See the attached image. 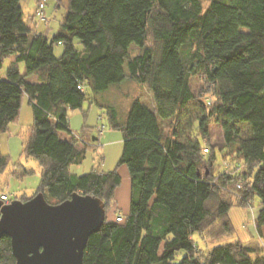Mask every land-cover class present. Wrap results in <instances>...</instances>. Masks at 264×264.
<instances>
[{"label":"trees","instance_id":"1","mask_svg":"<svg viewBox=\"0 0 264 264\" xmlns=\"http://www.w3.org/2000/svg\"><path fill=\"white\" fill-rule=\"evenodd\" d=\"M30 20L21 0H0V70L15 57L6 78L0 76V135L17 120L27 96L34 126L24 152L42 168L35 194L52 204L74 193L105 202V222L90 236L84 264H264V0H69L57 41ZM55 42L64 47L60 57ZM133 44L139 47L135 55ZM126 65L151 92L155 110L136 98L122 121L115 106H102L95 97L111 127L123 132L122 154L112 170L73 174L70 166L82 162L93 139L88 127L71 130L69 111L83 110L89 92L96 96L122 83ZM198 71L217 100L199 120V134L183 141L176 119L194 99L190 77ZM33 75L37 83L28 81ZM213 117L224 129V144L208 141ZM167 119L176 126L165 135L160 120ZM241 122L252 129L246 138L234 126ZM82 139L89 143L78 148ZM235 145L233 163L218 174L215 147L228 155L233 147L234 155ZM8 162L0 146V173ZM122 165L129 169L131 197L119 222L108 214ZM255 195L260 245L237 240L209 251L197 245L195 233L212 241L232 235L230 209L251 204ZM179 252L184 256L177 262ZM15 263L10 237L3 236L0 264Z\"/></svg>","mask_w":264,"mask_h":264},{"label":"rangeland","instance_id":"2","mask_svg":"<svg viewBox=\"0 0 264 264\" xmlns=\"http://www.w3.org/2000/svg\"><path fill=\"white\" fill-rule=\"evenodd\" d=\"M39 0H21V5L24 11V17L29 20L30 24L36 27L38 32L45 33L50 39L57 41L62 23L69 12V0H47L46 1V17L48 23L41 20L35 14V4ZM35 15V16H34ZM77 47L81 49L83 45L77 43ZM64 51V47L60 42H55L54 53L60 57ZM139 52V47L133 44L131 46V54L135 55ZM15 57L11 56L4 61L3 68L0 70V76L6 78V71L11 64V60ZM24 68V64H20ZM125 70H129L127 65ZM129 72V71H128ZM37 78V76H36ZM191 88L194 92V99L187 107L180 111L176 119L179 124L177 131L179 139L186 141L189 137H194L199 134L198 123L201 118L206 116L212 103H216L217 97L214 95L213 86L209 84L208 78L203 71L192 73L190 77ZM99 98H107L112 102L113 106L118 109L119 117L123 119V113L136 98H140L145 103L152 105L151 92L144 85H141L135 79L128 77L125 82L121 84L112 85L107 91L97 94ZM95 94L89 92L87 100L83 105V110L69 111L70 127L74 132H80L84 127H88L91 131V137L97 136L99 140L91 141L89 147L85 151L84 158L79 164H72L70 171L76 175H82L96 168L99 170L109 171L114 169L123 149V132L119 129L112 128L107 117V109L100 107L95 99ZM103 115V119L99 120L98 116ZM161 127L165 135L172 131L176 124L172 123L171 119L160 120ZM103 124L104 131L100 134L96 131V126ZM12 135L9 133L1 137V151L9 157L8 165L2 173H0V196L1 193L7 194L10 200L17 198L33 197L38 190L41 182L42 168L38 160L29 157L25 154L24 149L28 137L32 132L34 126L33 109L29 103L28 97L24 96L20 109V116L16 123L12 125ZM240 130V136L246 138L251 134V126L246 122L237 123L234 125ZM69 134L62 132L63 138H67ZM202 146L208 148L206 141L199 137ZM208 141L215 145L224 144V129L220 122L214 117L210 119ZM79 147L84 146V143L79 142ZM210 149L212 148L209 146ZM235 145V152L232 155L233 147H230V154L226 152L227 149L221 151L215 147L214 152L216 159L214 161L215 170L217 173L224 172L229 163H233L237 155ZM211 152L205 153L208 157ZM232 160V161H231ZM126 173L129 174V169L123 165ZM237 165H234L235 168ZM28 171V172H25ZM245 171V170H244ZM130 182L122 180L121 185L117 189L116 197L111 211L108 214L109 220H114L116 215L120 212L121 215H126L130 210ZM53 202V201H52ZM260 198L255 195L251 200V204L242 207L240 205H233L229 211L230 219L235 227V232L232 235L225 236L221 240L212 241L204 240L199 233L194 234V239L197 245L209 251L212 248L231 243L237 240L244 242L247 245L258 246L261 242L260 233H258L255 225V217L258 214L260 207ZM264 236V235H263ZM184 256V252H179L176 256V261H180Z\"/></svg>","mask_w":264,"mask_h":264},{"label":"water","instance_id":"3","mask_svg":"<svg viewBox=\"0 0 264 264\" xmlns=\"http://www.w3.org/2000/svg\"><path fill=\"white\" fill-rule=\"evenodd\" d=\"M105 219V202L90 194L57 204L41 192L8 204L0 199V239L10 237L15 264H84L88 240Z\"/></svg>","mask_w":264,"mask_h":264},{"label":"crops","instance_id":"4","mask_svg":"<svg viewBox=\"0 0 264 264\" xmlns=\"http://www.w3.org/2000/svg\"><path fill=\"white\" fill-rule=\"evenodd\" d=\"M34 8H35V14H36V12H37V5L35 4V6H34ZM45 13H46V8H45ZM35 16V15H34ZM45 21V20H44ZM46 23H48V18H47V20L45 21ZM49 38V37H48ZM50 39V38H49ZM13 60H15V58L14 59H12L11 61H13ZM22 63V62H21ZM20 63V64H21ZM19 64V65H20ZM24 64V63H23ZM20 68H21V66H20ZM21 70L23 71V73H25V71H26V67H25V65H24V68L22 69L21 68ZM128 77H130V74H129V72L126 70V78H125V80L123 81V82H125L127 79H128ZM28 81H30V82H34V83H37L38 82V78H36V75H33V76H31V77H29L28 78ZM121 84V83H120ZM27 97V96H26ZM97 97V100H98V102L102 105V106H108V105H112L113 103L112 102H110V100L109 99H107V98H99L98 96H96ZM151 99H152V105H150V104H148V103H145L143 100H141V102L143 103V104H145L146 106H148L150 109H152V110H155V104H154V101H153V97H152V95H151ZM97 103V102H96ZM98 104V103H97ZM130 104L131 103H129L128 104V107L125 109V111H124V113H123V119L121 118V120L122 121H124L125 120V118H126V116H127V113H128V110H129V107H130ZM99 105V104H98ZM100 106V105H99ZM113 106V105H112ZM118 110V109H117ZM19 116H20V114H19ZM101 117V120L103 119V115H99L98 116V119ZM18 119H19V117L17 118V120H15V121H13V122H11L10 123V125H9V128H8V130L7 131H5V132H3V133H1V135H0V146L2 145V143H1V137L4 135V134H7V133H9L10 135H12V132H13V130H12V125L14 124V123H16L17 121H18ZM69 125H70V119H69ZM98 126V125H97ZM71 128V127H70ZM97 128V127H96ZM72 130V129H71ZM73 132H74V130H72ZM97 131V130H96ZM90 132L91 131H89V137H91V134H90ZM101 134V133H100ZM69 137V135L67 136V138ZM92 139H93V141H95V140H99V137H97V136H92ZM79 144V143H78ZM78 144H77V147L78 148H82V147H79L78 146ZM119 173H120V175H121V177H122V180H127L128 182H130V194H131V177H130V173L128 174V173H126V169L124 168V166L122 165V166H120L119 167ZM119 188V187H118ZM117 192V191H116ZM2 194H4V193H1V195ZM115 197H116V195H115ZM120 213V212H119ZM254 221H255V219H254ZM264 230V229H263ZM264 233V232H263Z\"/></svg>","mask_w":264,"mask_h":264},{"label":"built area","instance_id":"5","mask_svg":"<svg viewBox=\"0 0 264 264\" xmlns=\"http://www.w3.org/2000/svg\"><path fill=\"white\" fill-rule=\"evenodd\" d=\"M46 1L47 0H40L37 4V12H36V15L41 19V20H47V17H46V13H45V8H46ZM99 120H101V117L99 118ZM105 129V126L103 124H99L96 128L97 132L98 133H102ZM80 142L82 143H89V141H86V140H80ZM206 150V149H205ZM1 200H3V202L5 204H8L11 202V200L9 199L8 195L7 194H2L1 195ZM122 215L120 213H118L116 215V221H122Z\"/></svg>","mask_w":264,"mask_h":264},{"label":"clouds","instance_id":"6","mask_svg":"<svg viewBox=\"0 0 264 264\" xmlns=\"http://www.w3.org/2000/svg\"><path fill=\"white\" fill-rule=\"evenodd\" d=\"M0 199H1V196H0ZM3 201V200H2ZM12 201V200H11Z\"/></svg>","mask_w":264,"mask_h":264}]
</instances>
